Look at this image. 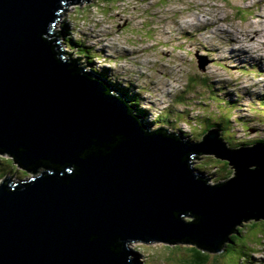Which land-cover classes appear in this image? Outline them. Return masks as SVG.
<instances>
[{"label":"water","instance_id":"1","mask_svg":"<svg viewBox=\"0 0 264 264\" xmlns=\"http://www.w3.org/2000/svg\"><path fill=\"white\" fill-rule=\"evenodd\" d=\"M83 1L0 0V154L36 173L0 182V264H140L132 241L217 251L264 220V144L153 129L59 48L58 22ZM195 56L201 69L213 61ZM193 154L233 174L211 182Z\"/></svg>","mask_w":264,"mask_h":264},{"label":"rangeland","instance_id":"2","mask_svg":"<svg viewBox=\"0 0 264 264\" xmlns=\"http://www.w3.org/2000/svg\"><path fill=\"white\" fill-rule=\"evenodd\" d=\"M63 23L68 26L65 33ZM58 33L81 37L87 50L92 48V56L100 53L88 63L77 47L60 40L76 59L82 56L85 66L106 70L107 84L151 128H166L198 141L213 128L202 133L210 123L230 117L231 124L224 122L220 129L222 141L230 147H238V141L264 139V115L254 112L264 114V109L253 108L257 94L259 100L264 98V0H88L64 12ZM196 54L213 63L201 70ZM115 86H124L127 93ZM136 93L141 96L139 105L134 104ZM221 95H229L231 104L238 102L230 113ZM225 124L231 132L223 128ZM196 156L192 167L211 182L230 175L226 171L232 167L214 155ZM20 167L15 161L6 170L0 166V182L31 177V171L23 173ZM235 230V245L229 244L207 264H264V220L244 222ZM131 247L141 257L140 264H190L194 250L206 251L145 241H132Z\"/></svg>","mask_w":264,"mask_h":264},{"label":"trees","instance_id":"3","mask_svg":"<svg viewBox=\"0 0 264 264\" xmlns=\"http://www.w3.org/2000/svg\"><path fill=\"white\" fill-rule=\"evenodd\" d=\"M64 24V27H62V29H63V32L65 33V27H68L67 26V23H63ZM64 40L66 41V43H67V45L68 46H74V47H77V51L79 52V54H82L84 57H85V60L89 63V61L91 60L92 61V59L94 58V56H95V58L96 57H98V56H100V53L98 52V54L97 55H94V56H92L90 53H91V50L90 49H92V48H90V47H88V50H87V46L84 44V43H82V42H84L85 40H83V39H79V38H73V36H71V37H67V40H66V38H64ZM96 53V52H95ZM70 54V53H69ZM73 55V54H72ZM71 55V56H72ZM72 57H74V55L72 56ZM76 58V57H75ZM89 58H90V60H89ZM211 63H213V61L211 62ZM95 71H97V72H95ZM93 73L95 74H98L100 77H102L104 80H105V78H107V73H106V70H104V71H98L96 68H93ZM208 82V81H207ZM206 84H209V83H206ZM210 87V86H209ZM115 88L119 91V92H126L127 93V89L124 87V86H122V87H116L115 86ZM223 93V92H222ZM224 94V93H223ZM214 95H216V94H214ZM258 95V94H257ZM257 95L253 98V102H254V106H253V108L255 109V108H257V102L259 103V105L262 107V106H264V98L263 99H261V100H259V98H257ZM262 95H264V94H262ZM134 97H135V101H134V104H137V105H139V102H142V100H141V96H140V93H136V95H134ZM221 98H224L225 100L224 101H222V103H223V105L224 106H226V108H228L227 106L229 105V109H226V112H228V113H230L231 111H232V109H233V107H235L237 104H238V102H233V104H231L232 102L230 101V97H229V95L228 96H225V95H221L220 96ZM235 101H237V100H235ZM231 104V105H230ZM138 108V107H137ZM138 110H139V112H141L142 114H144V112H143V110L141 109V108H138ZM254 112L255 113H257L258 115H261V116H263L264 114L263 113H259V112H257L256 111V109L254 110ZM164 116H167V114H164ZM163 118V117H162ZM230 123L231 124V120H230V117H227V118H224L223 120H222V122H220V121H215V122H212V123H210L207 127H205L203 130H202V133H205L207 130H208V127L209 126H213V128H217V129H221L222 128V123ZM146 123H148L149 124V121H146ZM226 124L224 125V127L223 128H227L228 129V127H226ZM202 135V134H201ZM222 139V138H221ZM262 142H264V139H262V138H260V139H254V140H249V141H238L237 142V148H239V147H241V146H245V147H247V146H250L251 144H256V143H262ZM228 145V144H227ZM229 146V145H228ZM234 148H236V147H234ZM236 148V149H237ZM196 156V154H193V155H191V158H190V162H192L191 160H192V158L193 157H195ZM212 158V157H211ZM215 159L213 158V160H211V161H214ZM217 161L218 160H221L220 158L219 159H216ZM221 161H223L224 162V164L225 165H227L228 166V162L226 161V160H221ZM208 162V161H207ZM210 163V162H209ZM13 164V165H12ZM0 166L1 167H3V168H5V170L7 169V168H11V167H13L14 166V160H13V158H0ZM41 168V167H40ZM228 170H229V172L228 171H226V175H229L228 177H225L224 176V173L223 174H221V175H223L224 176V178H220V179H218L219 180V182L220 181H224V180H226V179H228L232 174H233V169H231L229 166H228ZM22 172L24 173V172H26V170H22ZM215 174H216V172H215ZM257 222H254L253 224H256ZM233 233H236L235 231L233 232ZM229 237V239H230V242H224L223 243V245H221V246H219L218 248H217V251H214V250H206L205 252H201L200 250L198 251V250H194L193 251V253H192V257L190 258V264H207V262L209 261V259L212 257V258H214V260H215V257H216V259H218V257L220 256V254H222V252L224 253V251H227V248L229 247V244H230V246L231 245H235L233 242H234V237H232V235H229L228 236ZM228 244V245H227ZM214 264H216V262H214Z\"/></svg>","mask_w":264,"mask_h":264},{"label":"bare ground","instance_id":"4","mask_svg":"<svg viewBox=\"0 0 264 264\" xmlns=\"http://www.w3.org/2000/svg\"><path fill=\"white\" fill-rule=\"evenodd\" d=\"M199 22L197 21V23H194V24H198ZM256 33V32H255ZM257 34H258V32H257ZM82 36H83V34H81ZM84 37V36H83ZM256 37L257 36H255V40H256ZM81 38V37H80ZM84 40V39H83ZM250 40H252V41H255V40H253V39H250ZM232 41H235V39H233L232 38ZM255 47H257V46H255ZM234 49V48H233ZM233 49H231L230 51L231 52H233L234 50ZM70 53V52H69ZM70 54H72V53H70ZM82 57V56H81ZM81 57H77L78 59V61L81 63V60H82V58ZM257 60V59H256ZM87 62V61H86ZM84 64L86 65V63L84 62ZM201 70H203V69H201ZM211 87V86H210ZM209 88V87H208ZM253 106V105H252ZM257 108L258 109H264V107H261L260 105H259V103L257 102ZM259 113H261V112H259ZM162 116V115H161ZM144 122H145V120H143ZM231 127H229L227 130L229 131L230 130V132H231ZM198 155H200V154H198ZM197 157V156H196ZM215 159H219V158H215ZM21 169H23L22 167H20ZM232 169V168H231ZM42 171V168H39V170H38V172L37 173H40ZM32 173V175H30V176H33V175H35L36 173H33V172H31ZM184 219H185V217H184ZM258 221V220H257ZM236 232H237V230H235ZM228 242H230V239L228 240Z\"/></svg>","mask_w":264,"mask_h":264}]
</instances>
